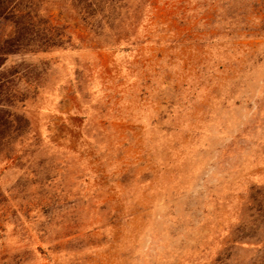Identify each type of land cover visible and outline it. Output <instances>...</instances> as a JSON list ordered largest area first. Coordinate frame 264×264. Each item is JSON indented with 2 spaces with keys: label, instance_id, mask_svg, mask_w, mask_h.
I'll use <instances>...</instances> for the list:
<instances>
[{
  "label": "rangeland",
  "instance_id": "rangeland-1",
  "mask_svg": "<svg viewBox=\"0 0 264 264\" xmlns=\"http://www.w3.org/2000/svg\"><path fill=\"white\" fill-rule=\"evenodd\" d=\"M16 2L0 264H264V0Z\"/></svg>",
  "mask_w": 264,
  "mask_h": 264
},
{
  "label": "trees",
  "instance_id": "trees-1",
  "mask_svg": "<svg viewBox=\"0 0 264 264\" xmlns=\"http://www.w3.org/2000/svg\"><path fill=\"white\" fill-rule=\"evenodd\" d=\"M40 1L42 0H35V4H38ZM15 2L16 0H0V17L5 16L7 10L10 9L8 12H10L12 16L16 18L14 23L18 26L19 20L23 17V15L20 13L19 2ZM11 3L14 5H11ZM9 6L11 7L9 8ZM35 16L37 15L34 9L33 18ZM79 16L82 22L87 26L91 25L90 29H92L91 20L93 16L87 15L86 13H81V15ZM44 24V28L35 30V23H31L30 29H28L26 32L28 41L27 45L29 46V49H31L32 51H47L53 48H64L70 45V36L66 33L65 26H53L47 19L44 21ZM21 32V30L15 29V31L13 32V36H10L6 41V43H10V45L12 43V46L14 47H8V49L2 51L1 54L18 52L22 48V45H20L21 43H19L21 37L23 36ZM94 38L96 37H89L87 41L92 42L95 40Z\"/></svg>",
  "mask_w": 264,
  "mask_h": 264
}]
</instances>
